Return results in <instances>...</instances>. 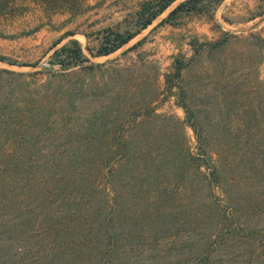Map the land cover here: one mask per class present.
Segmentation results:
<instances>
[{"label": "rangeland", "instance_id": "1", "mask_svg": "<svg viewBox=\"0 0 264 264\" xmlns=\"http://www.w3.org/2000/svg\"><path fill=\"white\" fill-rule=\"evenodd\" d=\"M144 1L81 0L76 12L54 13L25 1L0 11V69L41 83L55 75L48 103L55 122L41 141L141 142L147 179H134L131 189L157 190L156 206L173 202L177 213L152 212L155 218L143 225L135 215L118 219L117 234L155 246L138 249V258L151 257L142 264H191L214 232L210 200L230 207L225 227L231 232L216 264H264V246L256 250L252 242L256 236L264 241V52L255 39L264 40V0H243L220 16L222 0H200L193 11L164 20L184 1L174 0L140 28L134 18ZM252 18L243 31L226 23ZM117 31L136 35L107 55H92L102 36ZM72 40L86 60L64 69L54 53ZM123 161L125 175L127 166L137 171V160Z\"/></svg>", "mask_w": 264, "mask_h": 264}, {"label": "trees", "instance_id": "2", "mask_svg": "<svg viewBox=\"0 0 264 264\" xmlns=\"http://www.w3.org/2000/svg\"><path fill=\"white\" fill-rule=\"evenodd\" d=\"M25 1H33L47 13L76 12L81 5V0H0V11L12 10ZM173 1H144L134 22L140 28L147 27ZM198 2L181 1L164 20L178 12L193 11ZM135 35L129 31L107 32L92 55H107ZM248 36L246 40L252 38ZM255 39L264 52V40ZM218 43L221 41L207 44L215 47ZM54 56L64 69L71 64L81 66L86 60L77 40L60 47ZM54 76L42 83L32 82L22 72L0 69V132L4 136L0 141V264H142L149 252L147 257L138 258V249L141 247L143 253L156 250L155 246L148 247L147 238L142 242V238L138 241L129 237L128 232L124 237L117 234L118 219L125 222L135 215L137 220L142 219V225L150 224L155 218L152 212L158 210L174 217L173 202L157 207V190L145 193L131 189L134 179L142 183L147 179L144 147L139 141H41L38 136L49 133L55 122L50 117L52 111L48 114V103L56 91ZM126 156L127 161L129 156L137 160V171L127 166V175L125 167L120 169ZM206 158L219 184L217 169L211 157ZM197 168L202 173L201 165ZM205 205L214 232L206 236L191 264L221 261L226 234L231 232L225 227L226 209L230 208L225 200L222 204L210 200ZM256 237L252 242L258 250L264 241ZM160 243L156 241L162 249ZM152 260L157 262L156 257Z\"/></svg>", "mask_w": 264, "mask_h": 264}, {"label": "crops", "instance_id": "3", "mask_svg": "<svg viewBox=\"0 0 264 264\" xmlns=\"http://www.w3.org/2000/svg\"><path fill=\"white\" fill-rule=\"evenodd\" d=\"M243 3V0H222L221 1V4H220V7L218 8L217 10V14L218 16H220V14L223 12L225 15L227 14L226 12L229 10H234L237 8V6L235 4L237 3ZM235 5V6H233ZM229 14L232 15L231 12H228ZM224 19V18H223ZM255 18H252L251 20H248L246 22H237L236 24L234 22H229V21H225L227 23V25L231 28H235L236 30L238 31H243V26H246L247 24L251 23L252 21H254Z\"/></svg>", "mask_w": 264, "mask_h": 264}]
</instances>
